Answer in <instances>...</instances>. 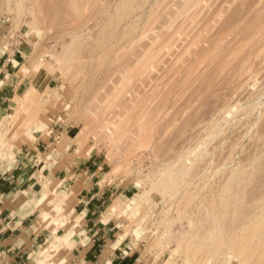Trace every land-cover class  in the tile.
Instances as JSON below:
<instances>
[{"label":"rangeland","instance_id":"374dc122","mask_svg":"<svg viewBox=\"0 0 264 264\" xmlns=\"http://www.w3.org/2000/svg\"><path fill=\"white\" fill-rule=\"evenodd\" d=\"M4 52L21 65L0 85L26 77V88L0 105V160L71 129L80 156L104 161L98 181L118 205L108 218L144 262L220 264L190 259L188 245L206 224L209 236L221 228L216 216L232 206L223 213L244 218L235 223L244 230L217 231L227 263L264 264V0H0ZM49 208L43 219L55 232L64 217ZM50 241L38 263L71 264L63 240Z\"/></svg>","mask_w":264,"mask_h":264},{"label":"crops","instance_id":"0c3cea01","mask_svg":"<svg viewBox=\"0 0 264 264\" xmlns=\"http://www.w3.org/2000/svg\"><path fill=\"white\" fill-rule=\"evenodd\" d=\"M19 57L2 54L0 84L21 65ZM19 79L16 88L0 85V105L26 88V77ZM42 135L21 145L16 158L0 160V264H38V249L58 238L71 264H147L130 241L118 239L115 217H107L115 192L98 181L104 161L96 153L80 156L71 129L53 128L48 140ZM49 207L64 217L55 232L43 219Z\"/></svg>","mask_w":264,"mask_h":264},{"label":"bare ground","instance_id":"6f19581e","mask_svg":"<svg viewBox=\"0 0 264 264\" xmlns=\"http://www.w3.org/2000/svg\"><path fill=\"white\" fill-rule=\"evenodd\" d=\"M249 27H250V25H249ZM252 27H254V26H252ZM245 28H246V27H245ZM250 28H251V27H250ZM234 29H235V28H234ZM232 30H233V29H232ZM236 30H238V29H236ZM246 30H247V28H246ZM253 31H254V29H253ZM233 32H234V31H233ZM233 32H232V33H233ZM242 32H243V31H242ZM244 32H245V31H244ZM248 33H249V32H248ZM236 34H238V33L236 32ZM240 34H242V33L240 32ZM240 34H239L238 38H239V37H242V35H243V34H242V35L240 36ZM246 34H247V33H246ZM251 34H252V33H251ZM251 34H250V35H251ZM247 35H248V34H247ZM250 35H249V36H250ZM243 36H244V35H243ZM245 36H246V35H245ZM235 37H237V36H235ZM244 38H245V37H244ZM240 39H241V38H239V40H240ZM248 39H249V38H248ZM241 40H242V39H241ZM241 40H240V41H241ZM246 40H247V39H246ZM243 41H244V40H243ZM207 42H208V41H206V43H207ZM208 43H210V42H208ZM203 44H204V42H203ZM211 44H212V43H211ZM206 45H207V44H206ZM208 45H209V44H208ZM202 46H203V45H202ZM206 47H207V46H206ZM201 50H202V49H201ZM197 51H198V50H197ZM204 51H205V50H204ZM205 52H207V50H206ZM190 53H191V52H190ZM200 53H201V52H200ZM193 54H194V53H193ZM198 54H199V53H198ZM202 54H203V53H202ZM187 55H188V54H187ZM190 55H191V54H190ZM200 55H201V54H200ZM201 56H203V55H201ZM182 58H183V57H182ZM187 58H188V57H187ZM195 58H196V57H195ZM218 58H219V57H218ZM184 59H186V58H184ZM193 60H194V57H193ZM214 60H215V58H214ZM214 60H213V61H214ZM191 61H192V60H191ZM216 61H218V60H216ZM221 61H222V59H221ZM177 62H178V61H177ZM182 62H183V61H182ZM182 62H181V63H182ZM192 62H193V61H192ZM219 62H220V61H218V63H219ZM137 63H138V62H137ZM173 63H174V62H173ZM179 63H180V62H179ZM181 63H180V65H181ZM183 63H184V62H183ZM183 63H182V64H183ZM185 63H186V62H185ZM188 63H189V62H188ZM221 63H222V62H221ZM214 64H215V63H214ZM177 65H178V64H177ZM180 65H179V66H180ZM183 65H184V64H183ZM218 65H219V64H218ZM171 66H173V65H171ZM181 66H182V65H181ZM186 66H187V65H186ZM188 66H189V65H188ZM175 67H176V66H175ZM175 67H174V68H175ZM182 67H183V66H182ZM176 68H177V67H176ZM176 68H175V69H176ZM132 69H133V68H132ZM169 69H170V68H169ZM175 69L172 70V68H171V70H172L171 72L175 71ZM183 69H184V68H183ZM165 70H166V69H165ZM165 70H164V71H165ZM178 70H179V69H178ZM181 70H182V69H181ZM204 70H205V72H206V69H204ZM125 71H126V70H125ZM125 71H124V73H125ZM128 71H129V70H128ZM159 71H160V70H159ZM161 71H162V70H161ZM167 71H168V70H167ZM136 73H137V71H136ZM156 73H157V72H156ZM160 73H161V72H160ZM132 74L134 75V73H132ZM132 74H131V75H132ZM165 74H166V73H165ZM165 74H163V75H165ZM172 74H173V73H172ZM205 74H206V73H205ZM205 74H204V76H203V75H201V76L205 77V76L208 74V72H207L206 75H205ZM131 75H130V77H131ZM167 75H168V74H167ZM128 76H129V75H128ZM151 76L153 77V75H151ZM199 76H200V75H199ZM201 76H200V77H201ZM130 77H129V78H130ZM136 77H137V76H136ZM136 77H132V78H136ZM132 78H131L130 80H132ZM147 78H148V77H147ZM126 79H128V78H126ZM142 79H144V78H142ZM148 79H149V78H148ZM164 79H166V78H164ZM137 80H138V79H137ZM139 80H141V79L139 78ZM151 80H152V79H151ZM170 80H174V79H170ZM193 81H194V80H193ZM149 82H150V81H149ZM165 82H166V81H165ZM190 82H191V81H190ZM197 82H198V81H197ZM201 82H202V81H201ZM140 83H141V82H140ZM146 83H148L147 80H146ZM146 83H145V84H146ZM169 83H170V82H169ZM172 83H173V82H171V84H172ZM143 84H144V82H143ZM143 84H142V85H143ZM145 84H144V85H145ZM163 84H164V83H163ZM165 84H166V83H165ZM165 84H164V85H165ZM174 84H175V83H174ZM138 86H141V85L138 84ZM167 86H168V85H167ZM171 87H173V86H171ZM165 88H166V86H165ZM167 88H168V87H167ZM169 88H170V87H169ZM172 90H173V88H172ZM164 92H165V91H164ZM167 92H168V91H167ZM169 92L171 93V91H169ZM161 93H162V92H161ZM159 94H160V93H159ZM166 94H167V93H166ZM173 94H174V93H173ZM175 94H176V93H175ZM180 94H181V93H180ZM164 95H165V94H164ZM169 95H170V94H169ZM171 95H172V94H171ZM176 95H177V94H176ZM160 96H161V95H160ZM160 96H159V97H160ZM162 97H163V96H162ZM165 97L167 98V96H165ZM165 97H164V99H166ZM157 98H158V97H157ZM168 98H169V96H168ZM159 99H160V98H159ZM162 99H163V98H162ZM120 100H121V99H120ZM124 102H125V101H124ZM119 104L121 105L122 103H119ZM125 104H126V103H125ZM122 105H124V104H122ZM118 107L120 108V106H118ZM253 167H254V166H253ZM241 169H242V168H241ZM243 170H244V169H243ZM243 170H242V173H243ZM239 171H240V169H239ZM244 171H245V170H244ZM252 172H253V171H252ZM238 173H239V172H238ZM238 173H237V175H239ZM247 174L249 175V173H247ZM237 175H236V176H237ZM240 175H241V174H240ZM243 179H244V178H243ZM232 182H233V181H232ZM234 182H235V180H234ZM237 182H238V180H236L235 183H237ZM237 184H238V183H237ZM235 186H236V185H235ZM239 186H240V185H239ZM230 187H231V186H230ZM233 187H234V185H233ZM236 187H237V186H236ZM234 188H235V187H234ZM234 188H233V190L237 189V188H235V189H234ZM233 190H232V191H233ZM224 193H225V192H224ZM227 193H229V192H227ZM241 194H242V193H241ZM229 195H230V194H229ZM229 195H228V196H229ZM237 196H238V195H237ZM237 196H236V197H237ZM222 197H223V196H222ZM238 197H239V196H238ZM245 197H246V196H245ZM232 198H233V197H232ZM242 198H243V195H242ZM227 199H228V197H227ZM227 199H226L225 201H227ZM232 200H233V199H232ZM234 200H235V198H234ZM234 200H233V201H234ZM239 200H241V199H239ZM244 200H245V199H244ZM230 202H231V201H229V203H230ZM115 203H116V202H115ZM115 203H113V204L111 205V207H109L108 212H111V213H112L113 210H114L113 208L118 206L117 203H116V204H115ZM233 203H234V202H233ZM235 203H236V202H235ZM241 204H242V203H241ZM230 205H231V204H230ZM232 205H233V204H232ZM236 205L238 206V204H236ZM243 205H245V204H243ZM243 205H241V206H243ZM233 206H234V205H233ZM225 207H226V206H225ZM225 207H223V210L225 209ZM228 207H229V206H227V207H226L227 209H225V210H229V211L231 212V209H232L231 207H232V206L229 207V208H231V209H228ZM244 207H246V206H244ZM242 208H243V207H242ZM233 209H234V208H233ZM233 209H232V210H233ZM238 209H240V211H243L244 208H243V209L238 208ZM223 210H222V211H223ZM235 210H236V209H235ZM245 210H246V209H245ZM245 210H244V211H245ZM238 211H239V210H238ZM223 212H227V211H223ZM223 212H222V213L220 212L221 215H217V216H216V217L221 216V217H219V219L217 220L219 224L216 223V225L218 224L219 226H220V224H221V226H220L221 228H219V229H223V226H226V227H233V228H230V229H233V230H234V226L238 227V226L240 225V227H241V225H243V224H239V223H241L242 220L244 219L243 216H242V214H241V212H240V214H241L242 217H239V218H243V219H240L241 221L238 220V222L240 221L239 223H238L237 221L235 222V223H237V224H239V225H237V224L235 225V223L232 222L233 219H237V218H238L237 215H236V216H237L236 218H232V219H231V218H230V214H229V215H228L229 218L227 219L226 213L224 214ZM230 212H227V213H230ZM235 212H236V211H235ZM111 213H110V214H111ZM242 213H243V212H242ZM232 214L234 215L235 213L232 212ZM243 214H244V213H243ZM108 215H109V214H108ZM244 215H247V214H244ZM223 216H224V217L226 216V220L231 219V222L229 223L230 226L227 225V224H228V221H226V220H225V222H227V223L223 225V223H222L223 221H222V220L225 219V218H222ZM250 216H251V215H250ZM258 216H259V215H258ZM107 217H108V216H107ZM247 217H248V215H247ZM212 218H213V217H212ZM257 218H258V217H257ZM213 219L216 220V218H213ZM213 219H212V221H213ZM209 220H210V219H209ZM250 220H251V219H250ZM252 220H253V219H252ZM256 220L259 221V218L256 219ZM256 220H255V222H256ZM193 221H194V220H193ZM193 221H192V222H193ZM234 221H235V220H234ZM243 221H244V220H243ZM253 221H254V220H253ZM260 221L262 222V219H260ZM260 221H259V223H260ZM189 222H191V220H189ZM192 222H191V223H192ZM213 222H214V221H213ZM225 222H224V223H225ZM206 223H207V222H206ZM214 223H215V222H214ZM242 223H243V222H242ZM245 223H246V222H245ZM245 223H244V224H245ZM247 223H248V222H247ZM262 223H264V222H262ZM248 224H249V223H248ZM207 225H210V224L208 223V224L205 225V228L207 227V228H206L207 230H205V228H204V226H203V229L206 231V232H205V231L203 230L205 233H207L208 229L210 230V227H212V229H214V228H213V225H210V227L207 226ZM218 225H217V226H218ZM261 225H262V224H261ZM261 225H260V226H261ZM201 226H202V225H201ZM201 226H200V227H201ZM244 226H245V225H244ZM246 226H247V225H246ZM257 226H258V225H257ZM208 227H209V228H208ZM226 227H224V229H226ZM236 227H235V228H236ZM247 227H248V226H247ZM247 227H245V228H247ZM258 227H259V226H258ZM249 228H250V227H249ZM249 228H248V229H249ZM189 229H190V228H189ZM189 229H187V230H189ZM191 229H192V228H191ZM191 229H190V230H191ZM201 229H202V228H201ZM201 229H197V230H198V231L200 230V233H201ZM219 229H217L216 232H213V231L211 232V231H210V233H214V234L216 233V234H215V235H214V234H211V236H209L208 233H207L205 236L208 235L209 237H205V238H204L203 231H202V235H201L200 233H198V236L201 235V236H203V238H201V236H200V240H197L198 242H193V240H194V239H193V240H191V243H190V244L187 243V244H189V245H188V246H189V247H188V249H189L188 251L191 252L190 259H192V258L194 259V258H196V257H198V256H211L212 259H214V260H216V261H217V260H220V264H228V263H229L227 258L231 257V254H229V252H228L229 249H227L228 251H227V253H225V252H226V249H225L226 247H225V248L223 247V246L225 245V238L227 237V236H226L227 234H224V233H228V231H226V230H229V228H227V229L225 230L226 232H225V231H224V232H223V231H220V233L223 232V234L226 236V237L224 236V237H225L224 240H222L221 235H218V233H217V231L219 232ZM236 229H237V228H236ZM238 229H239V227H238ZM238 229H237V230H238ZM251 229H253V227H252ZM190 230H189V231H190ZM192 230H194V229H192ZM233 230H232V231H233ZM242 230H244V228H243V229H242V228L239 229L240 232H241ZM255 230H257V229H255ZM230 231H231V230H229V232H230ZM232 231H231V234H233V232H234V231H233V232H232ZM246 231H247V233H249L248 230H246ZM193 232H194V231H193ZM255 232H256V231H255ZM180 233H181V232H180ZM185 233H187V232L185 231ZM185 233H184V234H185ZM189 233H190V232H189ZM210 233H209V234H210ZM220 233H219V234H220ZM241 233H242V232H241ZM223 234H222V237H223ZM244 234H245V232H244ZM187 235H189V234H188V233L185 234V236H187ZM212 235H213V236H212ZM236 235H238L237 232H236V234H235V232H234V235H233V236H232V235H229V237L231 236V238H232V237H235ZM181 236H184L183 233L181 234ZM181 236H178V238H180ZM196 236H197V232H196V234H195V237H196ZM198 236H197V237H198ZM238 236H239V241H241V240H242L241 238H243L244 235H242V236L238 235ZM195 237H194V238H195ZM240 237H241V238H240ZM252 237H253V236H252ZM178 238H177V239H178ZM184 238H185V237H184ZM189 238H190V237H189ZM192 238H193V236H192ZM198 238H199V237H198ZM198 238H197V239H198ZM258 238H259V237H258ZM260 238H261V237H260ZM260 238H259L258 240H259V241H262V240H260ZM180 239H182V240H180ZM180 239L177 240L178 243H179V241H182V243H183V241H184L183 237L180 238ZM233 239H234V238H233ZM243 239H244V238H243ZM236 240H237V237H236ZM255 240H256V239H255ZM255 240H253V241H255ZM230 241H232V242H230V243H233V240H232V239H231ZM237 241H238V240H237ZM237 241H236V242L234 241V243H238V242H239V241H238V242H237ZM243 241H244V240H243ZM246 241L248 242V240H246ZM255 242H256V241H255ZM228 243H229V241H228ZM230 243H229V244H230ZM234 243H233V247H235V245H236V244H234ZM239 244H241V243L239 242ZM245 244H246V243H245ZM253 244L256 245L255 243H253ZM257 244H258V243H257ZM259 244H260V243H259ZM262 245H263V244H262ZM51 246H52V245H51ZM51 246L45 251V257H44L45 259L48 258L49 255H50V251H51L50 248H51ZM244 246H245V245H244ZM249 246H250V245H249ZM222 247L225 249L224 252H222V250H224V249H222ZM242 247H243V245L241 246V248H242ZM245 247H246V246H245ZM247 247H248V246H247ZM251 247H253V245H252ZM256 247H257V246H256ZM230 248H232V245H231V244H230ZM235 248H236V247H235ZM253 248L255 249V247H253ZM242 249H246V248H242ZM258 249H259V248H258ZM263 249H264V248H263ZM263 249H261V250H263ZM248 250H249V249H248ZM256 252H257V251H256ZM262 252H263V251H262ZM262 252H261V253H262ZM248 253H249V252H248ZM249 254H250V253H249ZM249 254H248V256L251 257V254H250V255H249ZM253 254H255V253H253ZM263 255H264V254H263ZM248 256H247V258H248ZM250 257H249L248 260H250ZM260 260H261V257H260V259H259L258 261H260ZM263 260H264V259H263ZM49 261H50V260H49ZM54 261H55V260H54ZM258 261H257V262H258ZM227 262H228V263H227ZM257 262H256V264H257ZM258 263H259V262H258ZM38 264H44V263H43L42 260H41V262H39ZM50 264H51V263H50ZM218 264H219V263H218Z\"/></svg>","mask_w":264,"mask_h":264}]
</instances>
